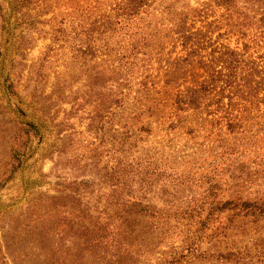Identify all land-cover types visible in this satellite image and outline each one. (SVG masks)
I'll use <instances>...</instances> for the list:
<instances>
[{"label": "trees", "instance_id": "1", "mask_svg": "<svg viewBox=\"0 0 264 264\" xmlns=\"http://www.w3.org/2000/svg\"><path fill=\"white\" fill-rule=\"evenodd\" d=\"M22 1L42 8L52 2ZM55 3L62 17L48 53L68 48L83 66L95 63L90 77L111 91L105 109L114 160L103 177L113 200L100 211L105 220L125 225L123 237L139 235L146 221H154L149 231L157 222H183L182 260L199 252L200 264H264V51H251L264 43V0ZM230 36L242 47L222 41ZM154 124L168 141L184 144L168 152L140 147L141 133L151 134ZM158 183L174 197L183 191L187 207L156 210L147 195ZM210 221L216 224L205 227ZM110 228L100 227L99 239L112 236ZM204 235L223 249L201 252ZM122 252L113 255L117 264ZM171 258L165 263L176 262Z\"/></svg>", "mask_w": 264, "mask_h": 264}, {"label": "rangeland", "instance_id": "2", "mask_svg": "<svg viewBox=\"0 0 264 264\" xmlns=\"http://www.w3.org/2000/svg\"><path fill=\"white\" fill-rule=\"evenodd\" d=\"M57 1L42 8L0 0V264H117L113 255L119 247L127 250L121 264H166L171 257L176 258L172 264L203 263L199 252L181 259L188 228L183 222H157L149 231L154 221H146L139 235L123 237L125 225L101 214L113 200V187L103 177L114 160L112 116L105 109L111 91L90 77L95 63L83 66L68 48L48 53L62 17ZM222 41L240 47L243 42L238 36ZM251 51L263 52L264 43ZM141 137L140 147L165 152L184 144L181 138L168 141L164 128L155 124ZM163 188L158 183L147 195L156 210L187 207L179 199L183 191L174 197L172 189ZM197 192L192 189L189 198ZM221 215L226 219L227 213ZM106 222L112 236L99 239L98 229ZM205 235L201 252L223 249L224 243Z\"/></svg>", "mask_w": 264, "mask_h": 264}]
</instances>
